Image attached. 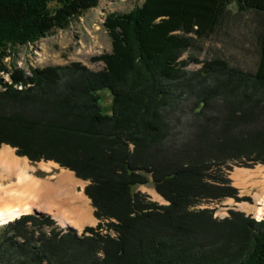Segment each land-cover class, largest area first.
I'll use <instances>...</instances> for the list:
<instances>
[{
  "label": "trees",
  "instance_id": "obj_1",
  "mask_svg": "<svg viewBox=\"0 0 264 264\" xmlns=\"http://www.w3.org/2000/svg\"><path fill=\"white\" fill-rule=\"evenodd\" d=\"M101 1L0 0V73H7L11 50L67 30ZM105 26L113 52L103 58L101 72L75 64L37 70L28 79L32 89L0 95V147L32 163L51 161L87 181L84 194L99 223L77 237L54 228L48 216H21L0 230V264H195L197 253L183 254L176 245L196 246L185 230L196 225L208 235L197 245L201 250L214 248L210 236L226 240L219 257L203 261L264 264V220L229 210L217 223L210 210H188L200 201L246 200L237 198L221 167L264 164V127L249 140L232 136L252 119L251 101L264 107V0H143L127 15L107 16ZM240 26L252 40L253 73L220 59L195 73L186 70L189 60L181 57L194 43ZM65 74L70 77L62 80ZM213 77L221 81L217 86L208 84ZM100 91L112 96L109 114L100 107ZM193 92L187 115H179L185 126L174 114L183 113L178 105ZM212 103L227 108L225 120L202 116ZM177 144L186 149L183 155H175ZM147 184L168 204L150 203L135 191ZM157 224L156 238L150 231ZM171 231L187 239H171Z\"/></svg>",
  "mask_w": 264,
  "mask_h": 264
},
{
  "label": "rangeland",
  "instance_id": "obj_2",
  "mask_svg": "<svg viewBox=\"0 0 264 264\" xmlns=\"http://www.w3.org/2000/svg\"><path fill=\"white\" fill-rule=\"evenodd\" d=\"M143 0H103L100 2L98 7L95 9H92L88 11L86 14H84L81 18L74 20L67 30L65 31H58L54 32L46 37H43L33 43H28L23 46H19L14 48L9 52L10 57L6 60V68L7 73H0V95L9 94L11 92H23L28 91L34 87V84L29 81L31 80L33 71L42 70L46 68H70L71 65H79L80 67L86 69L88 72H101L104 69V61L103 58L105 56L111 55L113 52V46H112V40L110 37L109 29L106 28V17L107 16H124L129 14L134 8L138 7ZM181 59L189 60L188 65L186 67L187 71L194 72L201 70L207 67H204L205 62H210L214 59H220L226 62L225 64L228 65L230 68H235L240 71L246 72V73H253L256 57H255V51L252 45V40L249 36V34L243 29L242 26L237 27L233 29L232 31H229L227 36L220 37L219 39H211L210 41L205 42H196L194 43L193 48H191L189 51L184 53L181 57ZM197 60V62H192L191 60ZM210 72H207V74ZM70 77V74L62 75L63 79H68ZM218 77V76H217ZM216 77V78H217ZM215 77L210 78L208 81L209 86L216 85V79ZM20 79V80H19ZM219 83L221 82L220 80ZM24 82H28L27 84H23ZM67 81H63L65 83ZM213 82V83H212ZM180 84V83H179ZM196 86L195 93L198 94L201 92V85H197V83L194 84ZM61 86V85H59ZM217 86V85H216ZM182 88H184L183 85H181ZM215 87V86H214ZM186 89V88H185ZM192 91V89H189ZM99 95V104L102 108L103 113L109 114V110L112 103V96L108 91H100L98 92ZM186 103L183 105H178V107L183 108L177 110L182 111V114H174V118L177 121H184L180 116H186L188 110V107L190 104H192L191 97L194 95L193 93H187L186 94ZM220 102V101H219ZM258 102V101H257ZM255 101H251L253 104H249L252 106V112L250 111L249 118L250 119L245 126H237L238 130L235 133L232 134L235 138H247L248 136L252 135L253 132H259L260 128L264 127V107L258 104ZM262 103V102H261ZM219 105V106H218ZM210 106V107H209ZM221 110H219V108ZM226 107L223 108L221 104L212 103L211 105H208L206 113H204L203 117L209 116H215L218 120H225V111ZM258 113V114H257ZM180 115V116H179ZM201 116V117H202ZM202 117V118H203ZM171 117V121H172ZM192 123V121H190ZM182 124H186V121H184ZM250 124V125H249ZM176 125V124H175ZM240 125V124H239ZM186 126V125H185ZM242 129H241V128ZM244 131L242 133L240 131ZM249 131L248 135H246V131ZM197 130L192 131V135L196 134ZM198 132V131H197ZM241 132V133H240ZM237 133L241 135H237ZM187 139L186 145H188L189 141L192 140L191 136ZM248 141L247 143H255L256 140ZM172 142V141H170ZM190 143L189 145H191ZM235 145V144H233ZM5 145H2L4 147ZM177 144L175 147V155H183V150H186L183 146H180ZM10 148L9 146H5ZM170 147H168L166 150H169ZM14 153L15 157H18L15 154V150L10 148ZM132 149V147H130ZM180 150V151H179ZM174 154V153H173ZM18 158H25V157H18ZM25 161L29 166H35L36 172L33 173V177L38 179L39 181L43 182L46 181L51 184H55L58 174L62 172H68L71 173L73 176V179L75 181V185L72 187L73 194L80 195L82 194L84 198L88 199L84 194V189L88 185L87 181H82L75 177L74 173L68 169H64L59 167L56 163H53L51 161H39L32 163L28 161L25 158ZM249 164L248 161H243V163ZM39 163H53L57 165V167L53 168L50 172L42 171L38 168ZM243 164L237 165L235 161L226 163V166L221 167V171L223 172V175L230 181V186L235 188L237 190V198H246V200H240L235 201L234 199L226 198L221 201L217 202H208V201H200L195 203L194 205L190 206L188 209L190 212H198L202 210H210L212 211V219L215 220L217 223L220 220L226 219L228 217V211H234L243 214L245 218L249 217L250 219L259 222L261 220H264V213H262L259 217H257L252 211L247 209H252L253 207H256L257 202L255 203V197L256 195L264 194V170H258V168L264 169V164L261 163H255L251 164L249 167L241 166ZM227 167H230V169H226ZM239 170H246L248 172H251L254 174V178L251 180H248L246 184H243V186H237L235 182V175L237 171ZM257 172V173H256ZM254 179V180H253ZM254 181V182H253ZM137 193L141 194L143 197H145L146 201L150 203H155L157 205H167L168 202L162 198L153 188L152 184L142 185L136 188L135 190ZM259 195V196H260ZM248 199V200H247ZM90 209V217L93 220L88 225H85L81 231H78L77 228H74L71 226H64L62 223V220H58L54 218L52 215H48L45 212H34L36 214H26V215H33V216H48L54 221V228L61 231L62 233H65L67 230H73L77 237H80L82 235V232L85 228L91 227L95 228L99 221L95 219L94 217V209L91 206V203L88 199V202L86 203ZM241 207V208H240ZM264 207V206H262ZM66 208V207H65ZM52 214L57 213V210H52ZM251 214L254 218L251 217ZM25 216V215H23ZM20 217V216H19ZM17 217V218H19ZM53 217V218H52ZM17 218L13 219L16 220ZM11 220V221H13ZM141 221V220H140ZM116 223L115 221H113ZM185 225L188 223L183 221ZM7 223H10V221H7L5 223H0V230L5 227ZM142 225L144 224L141 222ZM29 225V223H27ZM160 225V224H159ZM159 225H155L153 228H151L152 231H150V234L154 237H158L155 234V230L160 229ZM194 225H196L194 223ZM194 226L196 230L191 228L190 235L188 236L187 240L190 243L195 244L196 246L188 249L183 248L182 246L176 245V249H180L179 252L186 254L184 252H189V250H193L197 253L196 260H193L195 264H210L207 260L203 261L207 256L211 258H217L219 257V251L221 250V245L225 244L226 240H223V237H213L210 236L209 240L210 243L213 244V247H208L206 250L200 249L197 247L199 244L204 241V239H208L207 233H204V230H200V225ZM45 232L48 231V229L44 228ZM102 234H105L106 231L101 229L100 230ZM88 235V234H87ZM109 236L115 240L118 238V234L114 231L109 232ZM134 238H138L135 234H132ZM207 236V237H206ZM168 237H171V239H178L182 242L187 239L185 234H179L176 231H171L168 234ZM196 237V238H195ZM175 245L177 244L176 241H172ZM186 243V242H185ZM203 243V242H202ZM175 249V250H176ZM183 251V252H182ZM127 252V251H126ZM99 257H101V254H98ZM192 255V254H190ZM202 258V260H201ZM213 264H217L215 261Z\"/></svg>",
  "mask_w": 264,
  "mask_h": 264
},
{
  "label": "bare ground",
  "instance_id": "obj_3",
  "mask_svg": "<svg viewBox=\"0 0 264 264\" xmlns=\"http://www.w3.org/2000/svg\"><path fill=\"white\" fill-rule=\"evenodd\" d=\"M13 153L5 146L0 149V223L12 222L11 220L26 214H36V210L50 214L58 220L63 219L64 226L72 225L78 231L93 222L91 211L86 204L88 199L82 194H73L75 181L71 173L58 174L55 184L41 182L33 177L35 166H29L25 158L15 157ZM55 167L57 165L53 163L38 165V168L45 172H50ZM254 176L251 172L239 170L234 179L237 186H243ZM259 195L255 197L256 207L247 209L257 217L264 213V194ZM54 209L57 213L52 214Z\"/></svg>",
  "mask_w": 264,
  "mask_h": 264
},
{
  "label": "built area",
  "instance_id": "obj_4",
  "mask_svg": "<svg viewBox=\"0 0 264 264\" xmlns=\"http://www.w3.org/2000/svg\"><path fill=\"white\" fill-rule=\"evenodd\" d=\"M251 217L254 218L252 214H251ZM254 219H256V218H254Z\"/></svg>",
  "mask_w": 264,
  "mask_h": 264
}]
</instances>
